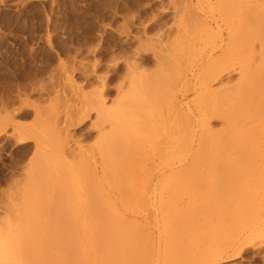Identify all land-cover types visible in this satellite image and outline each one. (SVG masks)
<instances>
[{"label": "rangeland", "instance_id": "1", "mask_svg": "<svg viewBox=\"0 0 264 264\" xmlns=\"http://www.w3.org/2000/svg\"><path fill=\"white\" fill-rule=\"evenodd\" d=\"M187 4H188V2H186V0H179V1L178 0H0V197H1L0 198V264H114V263L115 264H124V263H126V261H124V260H126L125 255L127 254L126 253L127 251L125 250V253H126L125 254L123 252L124 250L122 251V248L124 249L126 247V245H128L127 248H130L131 244L129 243L130 244V246H129V244H127V243L130 241L132 243V240L133 241L135 240V242H133V246L131 249L133 252H131L130 249H128V252L131 253L133 256H134V253L137 252L135 254L137 256L136 259L137 260L139 258L142 259L141 261H139V263L136 261L137 263H135V264H140V262H141V264H144V263L145 264H161V263L162 264H168V263L169 264H180L181 262H182V264H196L198 261L199 262L197 264H206V261L204 263L203 257L205 259L206 256H204V255H206L205 253H207V249H209L208 248L209 247V245H208L209 244V240H208L209 239L208 238L209 230L207 229L209 227V225L207 223H209V222H207L208 219H206L208 217V213H207L208 209L206 210V208H204L205 206L208 208V206L204 202H206L208 194L209 193L211 194V191L214 192V190L215 189L218 190V188L220 190V189L224 188L225 185H227V183H229L228 185L230 186L231 181L229 182L226 179V176H224L222 179L223 180L226 179V181L220 180L221 182H223V183H221L222 185H220V181L218 179H216V178L213 179L212 177H208L206 173H203L205 169H202L203 172H201V174L199 173L198 176H197V174L201 169L199 171L196 170L194 172L190 171V170L188 172L187 169L185 172L184 170L183 171L179 170L178 167H175L174 170L168 169V170H166L162 173H159L157 175L158 179L159 178L160 179H159V181H156V185H158V186L155 185V191L150 189V188H152V186H150V188H148L146 190V188L149 187L148 185H153V183L150 181V178H149V176L151 174L146 173V172H145L146 175H144L145 174L144 172L139 174L138 173L139 170H138L136 172V175L138 173L139 177L136 178L134 176L136 170H133L134 173L131 172L132 170L131 171L128 170V173H126V174L128 175L130 173L129 178L131 180L130 181L131 184H129V182L126 183L125 181H124V183H126V185L127 184L131 185L130 188H133V191L129 190V191H127V193L131 191L130 193L133 195H131L130 193H128V194L126 193L128 195V198L126 197L127 200L125 199L126 201H123L122 204L110 205V203L109 204L108 203H106V204L102 203V204H97V205L92 204L93 206H91L90 204H86L84 202H82V203L78 202L77 203V202L73 201L74 202L73 203L70 201L68 203V201H66L67 204L64 202L63 204L62 203L61 204L60 203H57V204L54 203V205H53V203L50 204L49 202H40V201H36L34 199H33V202L32 201L26 202L27 200L22 202L23 200L19 201V199H17V198H16L17 200H15L16 203L13 202L14 201L13 196H16L18 194H19L18 197L19 196L24 197V194H26L27 198L30 195L32 198L34 196H35L34 198H37L36 197L37 193H39L38 195L41 196L44 193H48V192L50 193L51 191H54L53 189L58 187V186H56V184L57 185L60 184L59 185L60 187L62 185H64V183L57 182L58 179L60 178V174H59L60 168L56 163L55 164H53V163L48 164L49 166H47V167L50 169V171L48 168H46L45 172L41 173V174L40 173L38 174L34 171L35 170L34 167H36L39 164L36 162H40V160H39V156H36L35 154H33L34 148L32 149V147H34L33 146V144H34V139H33L34 135L33 134L35 131H36L35 134H37V135H39L37 132H41L40 133L41 137H43L45 135L43 137L45 144L43 141V143H42L43 145H41L40 148L38 149L40 151V153H41L42 149H43V151H45V149L48 150L49 146L50 147H51V145L55 146V144H54V143H56V142H54L55 139L52 138V137H54L53 136L54 134L50 135L49 132L51 133L52 131L50 130V128L46 129V127L48 126V124H51L53 122L51 120H54V118L56 116H58V117L63 116L62 118H64L65 117L64 115L68 114L71 110V109H68L70 107L69 105H71L70 108L74 107L76 109L81 110L80 113H83L82 111L85 110V109L83 110L84 106H87L86 110L89 106L90 110L89 109L88 110L90 112H89L88 117L86 116V118H83V120L79 118L80 119L79 122L76 123L75 125H71V127L69 129H71L70 132H72V130H73L75 138L79 139V142L81 144H85V145L90 146V147H92V145L95 144L96 141H94V140H97V137H96L97 128H95V126L97 125V123L93 124L94 122H90V121H95V118H94L95 114H93L95 112H93V110H91V105L92 104L94 105V103L97 102V100L95 98L97 96V95L95 96V94H96L95 91L101 89V88H99V86L101 83L100 81L103 80L102 77H105L103 82H105V84H106V88L102 90V91H104L103 96H106L105 98L102 96V98H104L107 102L105 105L109 106V104H110V105H114V106L117 105L118 106L119 104L121 105V103H124V102H121V103L119 102L116 104L117 100L119 101L117 95L120 96V94L124 93V92H122V90L125 91L126 87L130 86L129 85L130 83H128L129 86H124V84H125L124 81L126 82L125 85H127V82H130L129 76H126L127 72H125V71L128 70V67H127V65L129 66L128 63L133 62V60H134L133 57H135V60H136V62H133V63L140 65V66L136 65L137 70L139 71L142 69L143 72L145 71V73H147L148 71L151 72L152 70H154V68H155V71H157V68H156L157 65H155V63H156V59H158V55L156 54V56H157V58H156L153 55L154 52L160 53V55L165 56V58H168L171 56L170 58H168V59H170V62L172 63L175 60L176 62H175V64L173 63V65H176L178 63L174 67L181 66V67H179V69H181V68L185 69L186 67H187V69H191L190 68V67H192L191 64L194 63V61H195L194 59H195V57L197 58L198 55L195 51H191L189 49H188L189 51L193 52V55L191 54L192 57L188 55L191 52L189 53V51L187 50L188 47H186L187 46L186 41L189 38L194 36V34H193L194 31L196 32V33L195 32L194 33H195V35L197 34L198 39H201L206 35L208 36L209 34L205 35L204 32H203L204 36H203L202 32L200 33V30L202 28L201 24H203V22L201 21V18H202V20L205 19L206 16H208L209 18H212L213 15H218L217 13L218 12L220 13V11L222 9L220 8L221 6H219V3L217 4L215 2V0H213V1L212 0H206V1L205 0H193V2L191 4H188V6L192 5L191 8H193L192 14L189 15L190 13L184 12L187 9H189V7L186 6ZM217 6L219 7L220 11H218ZM180 10H182V13L180 12ZM189 11H190V9H189ZM175 12L176 13L180 12L181 13V14H179L180 16L179 15L177 16V14H175ZM193 13H194V15H193ZM186 14H188L189 16ZM174 15H176V17ZM195 16L196 17L198 16V17L194 18ZM178 17H181V18L179 19ZM198 18L200 20L197 21ZM209 18H206V19H209ZM178 19H179V21H178ZM194 19H196V21ZM198 22H199V24H198ZM199 26H200V29H199ZM162 27H164V28H162ZM197 30L199 31L198 33H197ZM170 31H172V32H170ZM174 31H175V33H174ZM188 32H189V34H193L192 36L190 35L189 38L187 37L189 35ZM199 34H200V36H199ZM169 35L172 38H170ZM185 37H187V38H185ZM212 37H214V36L212 35ZM204 38L207 39V37H204ZM209 38L207 40H205L207 42V45L210 44L209 42H211V40L213 41V39H211V38L209 39ZM135 39H137L140 42L135 41ZM175 39L177 41L175 42V44H173ZM185 39H186V41H185ZM263 39H264V37H263ZM141 41H142V43H141ZM143 41H144V43H143ZM167 41H168V43H167ZM170 41H172V42H170ZM200 41H198V44L196 43V45L199 46V44L202 43L201 47L207 46V45H203V42H205V41H203V40H202L203 42L202 41L200 42ZM176 43L179 45H177ZM168 44H169V46H172L174 48L169 47ZM160 47H161V49H160ZM176 47L177 48L182 47L183 50H182V48H181V50L178 49V53L176 52V54H175V51H177ZM263 48H264V45H263ZM247 49H249V48H247ZM192 50H194V49H192ZM256 50H257L256 52H258V47ZM134 51H135V54H134ZM130 52H131V54H130ZM132 55H133V57H132L133 60L131 59L132 61L129 62ZM178 55L180 56L179 57L180 59L177 57ZM256 55H259V56H256L257 60L255 63H257L260 60L259 63H263L261 65L264 68V62L261 61L262 58H263L262 60L264 61V55L261 54L262 58H261L259 53ZM193 56H195V57L193 58ZM174 57H176L177 59H175ZM171 59H172V61H171ZM190 59H192L193 62H191ZM178 60H180V61L178 62ZM157 63H158V61H157ZM218 63H221V62L218 61ZM218 63H216V65H218ZM184 64H186L185 67H184ZM261 65L258 67L260 70L262 68ZM125 67H127V68H125ZM138 67H140V68H138ZM146 67H147V69H146ZM258 68H257V74L260 73V70ZM177 69H178V67H177ZM177 69L175 68L174 70H177ZM231 70H233V69H231ZM231 70L227 71V72H229V74L227 72L223 71V73H221V75L218 78L212 80L209 83L210 88L211 87H213L214 89L216 88L217 90H220L222 93L219 91L220 93L218 92L217 94H214V97L213 96H212V98L208 97L209 102L208 101L205 102V100L207 99L206 97H205L206 99H202V101H201V98H199V100H197L198 103L201 101V103L204 104V102H205L204 105L207 106V107H205L206 109L211 107V108H209V109H211L210 111H209V109L207 110L208 112L216 110L215 111L216 114H214L213 118L210 119L209 125H208L209 127L211 125L213 127V128L211 127L212 128V132H211L212 134L210 132H208V136L206 135L207 133L205 134V136L209 137V139L211 138L210 139L211 141H209L207 143L205 142L206 149H205V147H204L205 150L202 148L203 149L202 153H205V152L207 153V151H209V150L211 152L216 153L217 151L215 149L221 150V152L224 151V153H225L227 150V149L225 150V148H228V146H229V148L234 149V150L229 149L228 151L237 152V153H238V151H245L247 148H246V146H243V145H247V144L246 143H244V144L240 143L241 140H243V138L245 139L244 142L247 140H248L247 143L249 142L247 147L249 146V144H251L250 147L253 146V148L255 149V147H257V146H254L256 142H257L256 145H258V146L260 145V142H262L264 145V137H263L264 136V134H263L264 133V120L259 121V123H257L258 121L254 122V123L252 121H245L244 120L245 123L242 121V116L244 117L246 111L244 112V110H243L244 108H240L239 105H237L239 103H237L236 99H234V96L240 91V88H239L240 85L239 84L237 85L239 89L235 85V83H236L235 80H236V78L240 77V75L238 73L235 75L236 71H234L232 73ZM96 72H97V74H96ZM141 72H140V75L143 76L144 73H141ZM261 72H262L261 76L263 77L264 76V70L262 69ZM255 73H256V71H255ZM123 74H125V75H123ZM98 75H99V77H97ZM120 75H121L122 79H121ZM252 75H253V73H252ZM83 76H85V78ZM138 76H139V74H138ZM201 76H204V75H200L199 78ZM127 77H128L127 80H129V81L126 80ZM262 77H260V78L263 79ZM100 78H102V79H100ZM227 78L229 80H226ZM230 80H232L235 83H233L232 81L228 82ZM119 81H121V82H119ZM175 82H177V81H175ZM227 83H229V84L231 83L233 86V90L235 89L236 91L235 90H234L235 92L232 90L230 91V89H232V88H229V89H226V91H225L226 93L224 94L223 89L222 90L218 89V88H221L222 85L227 84ZM173 84H174V87L176 86V90H174V88L172 90L175 91L177 94H179L177 99L180 98L179 99L180 101H183V99H186V100L190 99L191 100L192 98L193 99L195 98V94H194L195 91L194 90H190V91L186 92L185 96H182V95H180L181 92H179V90H178L179 85H177V83H174V82H173ZM119 85H120L121 89H120ZM122 86H124V87H122ZM118 87H119V89H118ZM123 88H125V89H123ZM227 92L228 93L233 92L232 94L230 93L232 96H230V94H228L229 96L226 95ZM239 93L237 95H239ZM241 94H242V92H241ZM226 96H227V98H225ZM236 96H235V98H236ZM51 97H53V99ZM123 97H124V95H123ZM123 97L122 96L119 97V98H121L120 99L121 101H122ZM202 98H204V97H202ZM230 98H231V101H229ZM47 99H49V100H47ZM94 99L96 100V102H94ZM105 100H104V102H105ZM111 100H113V101L116 100V101L113 102ZM124 100H125V98H124ZM224 100L225 101L228 100V104H226L224 102ZM216 104H217V107H216ZM218 104L220 105L221 108L219 107ZM36 105H37V107L39 106L40 109L37 108ZM123 105H125V104H123ZM224 106H226V108H223ZM251 106H252V104L250 106L248 104L247 106H242V107H245L246 108L245 110L249 111L248 112V114H249L251 109L253 110V108H251ZM34 107H36L37 109ZM55 107H56V109H55ZM78 107H80L82 109H80ZM227 107L229 109L231 108L230 110L232 112L230 110H229V112L226 111L229 113V116L228 115H227L228 117L225 116V118H228L227 120L226 119L225 120L226 121L229 120V121H228V123L225 122V124H224L223 119L219 118V116L217 117L216 115L219 114L217 111L221 110L222 108L224 110L225 109L227 110ZM252 107H254V106H252ZM43 108H44V110H43ZM213 108H214V110H213ZM218 108H220V109L218 110ZM45 109L47 112L45 111ZM47 109L48 110L50 109L52 113L50 114L49 113L50 110L48 111ZM62 109L64 111H62ZM241 109H242V112L244 115H242L241 112L238 113ZM262 109H264V108L262 107ZM37 110L39 111V113ZM79 110H75V109L72 110L71 112H72L73 116L74 115L76 116V114H74V113L78 114ZM66 111H67V113L64 114ZM221 111H220V113H223V110H221ZM32 112L33 113L35 112V113L32 114ZM45 112L47 113V115ZM262 112H260V114ZM193 113H194L193 117L192 116H190V117L192 120L195 116V118L192 121L196 123V121H197L196 111ZM213 113L214 112H212V114ZM41 114H43L44 116ZM54 114H56L55 117H54ZM34 115H36V117ZM50 115L52 116V118H50V120H49ZM225 115H226V113H225ZM240 115H242V116H240ZM11 116H12V118H10ZM39 116H41V117H39ZM46 116H48V117H46ZM262 116H264V113ZM8 118H9V120H8ZM46 118H48V119H46ZM35 119H36V121H35ZM178 119L180 122H182V121L184 122V120H185L184 119L181 121L182 118H178ZM219 119H222V121ZM74 120H75V118H74ZM74 120H73V122H74ZM77 120H78V118H77ZM77 120H76V122H77ZM240 121H242L241 124H243V126L240 124ZM30 122H32V123H30ZM39 122L42 123L43 126ZM47 122H49V123H47ZM250 122L254 124L253 125L254 127L250 126L249 130L250 129L251 130L249 131L248 128H246V126H249ZM35 123H39V124H35ZM90 124H92V125H90ZM250 125H252V124H250ZM12 126L17 127V128L13 129ZM28 126L31 129L28 128ZM40 126H42V127L40 128ZM221 127H222V129H221ZM240 127H242V128L240 129ZM243 127H244V130L246 129L245 133L243 131ZM195 128H198V126L195 125L194 129ZM258 128L260 129L259 132L256 131ZM39 129L40 130L43 129V130L40 131ZM223 129H225L224 132H222ZM254 129H255V131H254ZM208 130H210V129H208ZM241 130H242V132H241ZM261 130H263V131H261ZM43 131L44 132L46 131L47 134H45ZM219 132L221 133V135ZM237 132H238V134H237ZM213 133H215L216 135H214ZM255 133H257L259 136L256 135ZM80 134H81V136H80ZM240 134L242 137L238 136ZM245 134H246V138H245ZM15 135L18 138H16ZM20 135H22V137H20ZM93 135H94V137H93ZM187 135H188V133L183 135V136H187ZM212 135H213V138H212ZM252 135H254V136H252ZM49 136H51L50 139H49ZM110 136L108 137L109 139H110ZM155 136H157V135H155ZM181 136H182V133H181ZM222 136L224 138H226V140L228 137V140H230V141L227 140L228 142L226 141L227 143H225L224 142L225 140L223 139ZM47 138H48V140H45ZM105 138L107 139V136L103 137L102 139L104 140ZM217 138L219 140H221V139L223 140V141H219L220 145L218 147H220V146L223 147V146H225L224 144H227L225 148H221V147H220V149H218V147L216 148L217 145L215 142L217 141L216 140ZM235 138H236V140H235ZM52 139H53V141H52ZM183 139H184V137H183ZM254 139H256V142ZM156 140L157 139L155 138L154 142H156ZM208 140H206V141H208ZM233 140H235V141H233ZM238 140H239V143L241 144V145L238 144L239 147L243 146V147H245L244 148L245 150L243 149V147L242 148L240 147L241 149L238 150L239 149L238 146L235 145V143ZM104 141H107V140H104ZM183 141H184V144H186V141L185 140H183ZM183 141L181 140L179 143L183 144ZM212 141H215L214 142L215 144L211 143ZM72 142L73 141L71 140L70 143L73 146L74 144ZM89 142H91V143H89ZM157 143H159V142H157ZM160 143H162V142L160 141ZM160 143L157 145L155 144V146L154 145L152 146V144H151V146H149V147L152 148V149L150 148L151 150L155 151L156 147L158 145H160ZM179 143H177V144L175 143V145H177L176 147L178 149H175V151L173 153H170V155L172 157L168 154L167 158H166V156L159 158V159H162L161 160L162 163H166V164L168 163L169 164L170 162L177 160V158L181 154V151H183L184 147H186V145H184V144L179 145V147H178ZM208 143H209V146H208ZM210 143L213 144L214 146L212 145L213 147H211ZM230 143H232V144H230ZM233 143L236 147H234ZM262 143H261V145H262ZM203 145H202V147H203ZM147 146H146L145 152L150 153V151H149L150 149L147 151ZM209 147H211V148L208 149ZM214 147H215V149H214ZM27 148H29V149H27ZM92 148L94 149V146ZM212 148L214 150H212ZM236 148H237V150H236ZM26 150H27V152H25ZM253 151L254 150L252 149V147L250 148L249 152L246 150V152H248L249 154ZM40 153H38V154H40ZM241 153H243V152H241ZM150 155L151 154H149V156ZM173 155H176V156H173ZM19 156L20 157L23 156V157L20 158ZM35 157H36V159H35ZM50 157H52V155ZM50 157L48 156V158H50ZM18 158L20 159L21 162L19 161ZM85 159H87V160H85ZM91 159L93 161L92 156L90 158L89 155L86 158H82V157L79 158L80 161L78 160L76 163H74L76 165H74L72 167V170L69 169L70 171H68V173H70L72 171L70 174H74V173L77 174L78 172L80 174H82L86 170L88 172V169L90 171V168L93 169V164L92 165L90 164L92 162ZM159 159H157V161ZM146 161H150V160L147 159ZM159 163H160V160H159ZM175 163H177V162H175ZM85 165H87V166H85ZM82 166H85L86 168L89 167V168L86 169L84 167L85 170H83ZM90 166H92V167H90ZM112 168L116 169L115 167H112ZM112 168L109 167V169H111V170L108 169V172L112 171L113 170ZM177 169H178V171H177ZM22 172H24V173H22ZM34 172H35V174H34ZM114 172L112 174L111 173L109 174L106 171L105 172L106 175H104L105 178L106 179H110V178L114 179L116 177ZM118 172H120L121 176H122L123 170H122V172L120 170ZM195 172H197V173H195ZM131 173H133V175ZM126 174H125V176H126ZM190 174L194 175V177ZM202 174H203V176H202ZM35 175L38 179H36ZM107 175H110V176L112 175V177L109 178V176H107ZM113 175H115V177ZM236 175H238V174H236ZM118 176H119V180L123 181V178L125 176L123 175L124 177H121L122 179L120 178L119 173H118ZM140 176L141 177L143 176V177H142V179H139L140 180L139 181L138 178H141ZM204 176L206 178H203ZM145 177H147V178H145ZM198 177H199V179H197ZM228 177H230L229 179L232 180V176H230V174H229V176L227 174V178ZM238 177H240V176H238ZM105 178L101 179V181H102V182H100L101 184H105V182L107 181V180L106 181L104 180ZM129 178L128 179L126 178V179L129 180ZM148 178H149V180H148ZM236 178H234L232 180V182H234V184L238 183V181H239V180L237 181ZM195 179H196V181H195ZM203 179H206V180L209 179L210 181L207 180L206 182H203ZM30 180H32L31 181V182H33L32 184L28 183ZM146 180H147V182H146ZM214 180H215V182L218 180L219 183L216 182L217 183L216 184L215 182H213ZM108 181L111 182V179ZM144 181L146 183H149L148 181H150V183L146 184V183H144ZM198 181L201 182L200 183L201 186L198 185V188H197L195 186H197V184H199ZM208 181H209V183H207ZM235 181H237V182H235ZM210 182L211 183L213 182L212 185L214 188L212 187ZM83 183H84V185H86L85 181ZM87 183H89V182H87ZM96 183L98 185L100 184L98 182H96ZM106 183H108V182H106ZM260 183L263 184L264 182H262V180H261ZM144 184H146V188H145V186H143ZM228 185H227V187H228ZM231 185H233V183H231ZM18 186L20 187L21 191L19 190ZM135 186H137V187H135ZM138 186L139 187L141 186L144 191L142 189L140 191L141 187L139 188ZM206 186L207 187L210 186V187H212V189L209 190V189H207ZM216 186H218V187H216ZM259 186H260V184L258 185V188L260 189L259 194L256 195L255 198L258 197V199H262L264 197L261 198L262 195L260 196V193H262L261 190L262 189L264 190V188L262 185H261L262 188ZM52 187H54V188H52ZM127 188H128V186H127ZM135 188L140 193H142L139 198H141L143 196V194L146 193V194H144V197L147 195L146 197H148L149 201H147L148 199L146 197L145 198L147 200L145 199L146 200V202L144 201L145 204H143L144 202L142 201V200H144V199H142L144 197L141 198L142 200H139V201L136 200L135 201V197H137V199H139L138 194L140 195V193L136 192ZM137 188H139V189H137ZM160 188L162 190H160ZM194 188L196 189V191ZM25 189L27 192L25 191ZM34 189H35V191H34ZM156 189H158L157 190L158 192L156 191ZM191 189H192L193 193L194 192L197 193L196 196L194 194V197H193V193L191 192ZM199 189L202 190L203 194H202V192H200L201 190H199ZM14 190H15V192H14ZM16 190H19L20 192L16 191ZM148 190L151 191L150 194H147ZM171 190H172V193H171ZM216 190H215V192H217ZM23 191H25V192H23ZM30 191H31V194H30ZM153 191L155 193L154 195L152 194ZM4 192H5V194H4ZM16 192H17V194H16ZM206 192H208V193H206ZM21 193L23 195H20ZM28 193H29V195H28ZM73 193L74 192H72V194ZM156 193L157 194L159 193L158 196ZM190 193H192V194H190ZM198 193H199V195H198ZM129 195L131 196V198ZM134 195H136V196H134ZM151 195L154 198V200L152 199ZM191 196L195 199V202L198 203L199 205L194 202V199L191 198ZM31 197H29V199ZM167 197H169V198H167ZM199 197L201 199H199ZM11 198H13V201H11ZM255 198L253 197L254 200H252V202L256 203L255 204L256 207L254 206V204H252L253 206L251 205V203H252L251 201H249L250 205L249 204L248 205L250 207H253L256 209L257 204H258V207L260 208L259 210L261 211V209L264 208L263 207L264 201H263V203H261L262 201L258 200V201H260V203H257V201H255V200H257V198L256 199ZM151 199H152V202H151ZM170 199H171V201L172 200H175V201L171 202ZM188 199H191V200H188ZM204 199H205V201H203ZM196 200L197 201L199 200L200 202L199 201L197 202ZM262 200H264V199H262ZM191 201H192V203H191ZM189 203L191 206H189ZM185 204L186 205L188 204V205L186 206ZM88 205H90V206H88ZM182 206L183 207L185 206V207L182 208ZM94 207H96V208H94ZM147 207L150 209H148ZM158 207H160V208H158ZM168 207H170V209ZM171 207H173V209ZM174 207H176V208H174ZM179 207H181V208H179ZM187 208H188V210H187ZM198 208H200L199 209L200 211L198 210ZM255 209H254V211L256 212L257 209L256 210ZM182 210H183V212H182ZM185 210H187V211H185ZM248 210H249V208H248ZM167 211H168V213H167ZM176 211L179 213H177ZM249 211H251L252 214L248 213L250 216L249 217L247 216V217H248V219L250 218V220H251V216L255 215L256 213L253 212L251 209ZM139 213H141V214H139ZM196 213H198V215ZM147 214H150V215H147ZM200 214H202L203 217L205 214L206 215L203 218V217H201L202 215H200ZM187 215H188V218H187ZM189 215H191L194 219H192V218L190 219L191 216H189ZM142 216H144V217H142ZM147 216H148V218H147ZM166 216L168 218H166ZM184 216H186L185 219L187 218L186 220L189 224L187 222H185L186 220H184ZM194 216L195 217L198 216V217H196L198 219H196ZM131 217L133 218V220H134V218H135V220L137 219V221H136L137 224H136L135 220H134L135 223H133V220H131L132 219ZM201 218H202V220L204 219L203 222H202ZM128 219H129V221H128ZM148 219H149V221H148ZM130 220L132 221L131 223H129ZM190 220H191V222H190ZM193 220L197 221V222H194ZM241 220H242V223H241L242 225H243V223L244 224H248V223L251 224L250 222H248L250 220H245V217H244V219H241ZM252 220H253V218H252ZM252 220H251V222H252ZM165 221H167V222H165ZM244 221L248 222V223H245ZM127 222L129 223V225ZM146 222H147V224H146ZM142 224L143 225L145 224V225L143 226ZM238 224H239V222H238ZM132 225H134V226H132ZM179 225L181 226V228L179 227ZM66 227L71 228L69 230L70 233H68L69 231L67 229H66V231H68V232H66V231L64 232V229ZM75 227H76V229H75ZM146 227H148V228L146 229ZM162 227L164 230L162 229ZM176 227H177V229H176ZM92 228H93V230H92ZM156 228H157V230H156ZM135 229H137V230L133 232V230H135ZM173 229L175 230V232ZM199 229L200 230L202 229V230L199 231ZM146 230H147V232H146ZM131 231L133 233H135L136 235L135 234L132 235ZM151 231L153 234H151ZM171 231H173L174 233ZM192 232H193V234H192ZM127 234L128 235L131 234L130 237H128ZM147 235H149V236H147ZM171 235H172V237H171ZM196 235H197V237H196ZM131 236H133V239L131 238ZM145 236L147 237L146 239H145ZM175 236H177V237H175ZM200 237H202V238H200ZM125 238H127V239H125ZM128 238H129V241H128ZM174 238H175V240H174ZM206 238H208L207 239L208 241H206ZM147 239H149V240L147 241ZM178 239H180V241ZM150 240H151V242L149 243ZM188 240L190 242V245H188L189 242H186ZM166 241H168V242H166ZM168 243H170V244H168ZM196 243H197V245H196ZM147 245H149V246H147ZM163 245H164L165 250L163 249ZM181 245H182V247H181ZM187 245H188L187 248L184 247V249H182L183 246H187ZM198 245L199 246L201 245L202 247L201 246L199 247ZM150 246H152V247H150ZM177 246H179L178 247L179 250H178ZM134 247L136 248V250ZM140 247H142V248H140ZM189 247H190V250L189 251L187 250V252H190L189 253L190 255L186 252V249H188ZM139 248L141 251L140 250L138 251ZM145 248H147V249H145ZM194 248H196V250ZM174 249H176V250H174ZM197 249H198L200 254L195 253V252H198ZM142 250L144 251V253ZM149 250L152 251L151 255H149L150 254ZM164 252H165V254H163ZM192 252L194 254H196L197 257H196V255H195V257L192 256V254H191ZM202 252H203V254H202ZM185 253H187V254H185ZM171 254H172V256H171ZM176 254H181V255L183 254V255L182 256L179 255V257H178ZM143 255L146 257L147 256H149V257L146 258ZM185 255H186V257H185ZM198 255H200V256H198ZM163 256H165V257H163ZM155 257H157V258H155ZM241 257H243V258H241ZM241 257H237L238 259L234 258V259L228 260L229 262L226 261V262L221 263V264H264V259L253 260L251 258L246 257L245 255H243ZM117 258H118V260H117ZM173 258L175 260H173ZM180 258H181V260H184V261H179ZM186 258H187V262H186ZM164 259H165V261H164ZM116 261L118 263H116ZM162 261H164V262H162Z\"/></svg>", "mask_w": 264, "mask_h": 264}, {"label": "bare ground", "instance_id": "2", "mask_svg": "<svg viewBox=\"0 0 264 264\" xmlns=\"http://www.w3.org/2000/svg\"><path fill=\"white\" fill-rule=\"evenodd\" d=\"M179 1V0H178ZM206 1V0H205ZM213 1V0H212ZM186 2H188V4H191L193 2V0H186ZM215 2L218 4L219 3V6H221L220 8L222 9L220 11L219 7H218V11H220V13L218 12L217 14L218 15H213L212 18H209L208 16H206V18H209V19H203L201 18V21L203 22V24H201L202 28L200 30V33L204 32V34H209L208 36H203L204 37H207V39L210 37L211 39H213V41L211 40V42H209L210 44L207 45V42L203 36V38L201 39H198L197 37V34L195 35V33L193 32L194 36L189 38V36L193 35V34H189L188 32V40L186 41L187 43V50H191V51H195L197 53V58L195 56H193V58L195 57V61L193 64H191L192 67H190L191 69H187V67L185 69L181 68L179 69V67L181 66H177V67H174L176 65H173V63L175 64V60L171 63L170 62V57L168 58H165V56H162L160 55V53H153V55L157 58L156 54L158 55V59H156V63L158 61V63L155 65H157V71H155V68L154 70H152L151 72L148 71L147 73H145V71L143 72V70H137L136 68V65L138 64H135L133 62H136L135 60V57H133V55L131 56L130 61L133 60V62L131 63H128L129 66L127 65L128 67V70L125 71L127 72V75L126 76H129V80L130 82H127V85L126 82L124 81V86H129V87H126L123 88L125 89L122 90V94H120V96L124 97L122 98V101L120 100L121 98H119L120 96L117 95L119 101L117 100L116 104L117 103H121V102H124V103H121V105L119 104L118 106H114V105H110L107 106L105 105L107 102L106 100L104 99L106 96H103L104 95V91H102L103 89L106 88V84L104 81L105 77H102L103 80H101L100 82V86L99 88H101L100 90H97L95 91V98L97 100L94 99V105L92 104L91 105V110H93V114H95V121H90V122H94L93 124H96L97 125L95 126V128H97V133H96V137H97V140H94L96 141L95 144H91L92 147L94 146V149L90 146H87L85 144H81L79 142V139L75 138L74 136V133H73V130L72 132H70L71 129H69L71 127V125H75L76 123L79 122L80 119L83 120V118H86V116L88 117L89 115V106L86 110V107L87 106H84L83 110L82 111L83 113H80L81 110L79 109H76L74 108L75 110H79L78 111V114L77 113H74L76 114V116L72 114V110H74L73 108H70L71 105H69L67 108L68 109H71L70 112L68 114L67 111L64 113L66 115H64L65 117L62 118L63 116H56V114H54V120H51L53 121L51 124H48V126L46 127V129L50 128V130L52 131L51 133L49 132V134L53 135L54 137H52L53 139H55L54 143L55 146L51 145V147L49 146L48 147V150L45 149V151H43V149L41 150V153L40 151L38 150L40 148L41 145H43V137H41V132H37L39 135L35 134L34 132V144L32 147V149L34 148V153L36 156H39V160L40 162H36V163H39L35 168V172L36 173H44L46 168H48L47 166H49L48 164L50 163H53V164H57L60 168V178L58 179L57 182H61V183H64V185H62L61 187L59 185L56 184V187L55 189H53L54 191H51L50 193H44L42 194L41 196L38 195L39 193L36 194V197L37 198H32L31 195L29 197H31L29 199V197L27 198V195L24 194V197L23 196H19L16 195V196H13L14 197V201H13V198H11V201L15 202V200L19 199V201L23 200L22 202H24L25 200H27L26 202H33V199L36 200V201H40V202H49L50 204L53 203H66V201H68V203L71 201H75V202H79V203H86V204H90L91 206L93 205H97V204H106V203H110V205H114V204H122L123 201H126V197L128 198V192L129 190H132L133 191V188H130L131 185V180H130V176L129 174L127 175L126 173H128V170L133 172V170H136L135 171V177H139L138 173L141 174L142 172H146V173H149L151 174L149 176L150 178V181L153 183V185H148L149 187L146 188V184H149L150 181H148L149 183H146L144 181V184L143 186H145L146 190L148 188H150V186H152V188H150L151 190H154L155 191V185H156V181H159L158 179V174L159 173H162L168 169H171V170H174L175 167H178L179 170H184L186 172V169L190 171H196V170H200L197 174V176L199 175V173L201 174L202 169H205L203 173H206L208 177H212L213 179L216 178L218 179L219 181L223 180L222 178L224 176H226V179L231 183H233V185H231L230 183V186L228 185L229 183H227V185H225L224 188L220 189L218 188V190H216L217 192H214L211 191V194L209 195L208 194V197L206 199V203L208 208L205 206L204 208H206V210L208 211V217L206 219H208L207 223L209 225V227L207 228L209 230V236L208 238H206V241L209 240V249H207V253H205L206 256L205 259L203 257V260H204V263L206 261V264H221V263H224L228 260H231V259H234V258H237V257H241L243 255H245L246 257L248 258H251L253 260H262L264 259V208L261 209V211L259 210L260 208L258 207V204H257V211L255 212L253 207H250L249 205V201L252 202L253 197L255 198L256 195L259 194V188H258V185L260 184L259 187L264 188V183L261 184V180L262 182H264V145L262 142H260V145H256V139L255 140V145L254 146H257L255 147V149L252 147V149L254 150L253 152H251L250 154L248 153L250 151V145L247 147L248 143L247 141L244 142V138L243 140H241L240 143H246L247 145H243V146H246V150L248 152H246V150L244 149L245 147L243 146H240L241 148L243 147V149L245 151H238L237 152H232V151H228L229 149V146L228 148H225L227 144H223L225 146L221 147V148H225L226 152L224 153L221 152V150H217L214 149L218 152L214 153V152H211L210 150L207 151V153H202L204 147L206 149V146H205V142H209L211 141L209 139L208 136V132H212V125L209 127V121L211 118H213V115L216 114L215 111H211V112H208L207 110L211 107H209L208 109H206L204 104L205 102H207L209 100V98H212V96L214 97V94H217L220 90H217L216 88L214 89L213 87L210 88V82L216 78H218L221 73L224 72H227L228 70L232 71V73L234 71L235 72V75L238 73L240 75V77L236 78L235 82H233L232 80L228 81V82H233L235 83V85L237 86L238 84L240 85L239 88H240V91L241 92L239 93V95H236V98L234 96V99H236V102L239 103L237 105H239L240 108H244V112L246 111L245 115L243 114L242 112V109L238 112V113H242V115H244V117L242 115V121L244 122L245 121H252L253 123L254 122H257L259 123V121H263L264 120V116L263 113H264V109H262V107L264 108V76L262 77V72L261 70L263 68V66L261 64L263 63H259V61L257 63L256 60V56H259V55H256V54H261L264 55V48H263V37H264V0H215ZM179 3V2H178ZM188 4L186 5L187 7H189V9H185L186 11H184L185 13H190L189 15L192 14V9L191 6L192 5H189ZM215 4V3H214ZM176 5V4H175ZM178 5V4H177ZM195 5V4H194ZM185 6V5H184ZM185 6V7H186ZM216 6V5H215ZM216 7V8H217ZM181 8V7H180ZM177 12V11H176ZM177 16L179 14L182 13V10H180V12L176 13ZM216 12V11H215ZM196 14V13H195ZM213 14V13H212ZM211 14V15H212ZM185 15V14H184ZM188 15V14H186ZM188 15V16H189ZM194 15V13H193ZM197 15V14H196ZM176 17V15H174ZM180 16V15H179ZM182 17V16H181ZM181 17H178L179 19ZM185 17V16H184ZM198 17V16H197ZM196 16L194 18H197ZM173 18V17H172ZM191 18V17H190ZM178 19V21H179ZM189 19V18H188ZM193 19V18H192ZM174 20V19H173ZM196 21V19H194ZM200 20L199 18L197 19V21ZM194 21V22H195ZM181 22V21H180ZM165 23V22H164ZM167 23V22H166ZM199 24V22H198ZM129 28V27H128ZM164 28V27H162ZM170 28V27H169ZM199 29H200V26H199ZM198 29V30H199ZM167 30V29H166ZM165 30V31H166ZM191 30V29H190ZM197 30V33L199 32ZM130 31V30H129ZM176 31V30H175ZM174 31V33H175ZM127 32V31H126ZM172 32V31H170ZM132 33V32H131ZM179 33V32H178ZM134 34V33H133ZM173 34V33H172ZM171 34V35H172ZM211 34V35H210ZM135 35V34H134ZM133 35V36H134ZM212 35L214 37H212ZM160 36V35H159ZM170 36V35H169ZM175 36V35H174ZM196 36V37H195ZM200 36V34H199ZM185 37V38H187ZM195 37V38H194ZM170 38H172L170 36ZM198 40H197V39ZM209 38V39H210ZM167 39V38H166ZM174 39V38H173ZM171 40V39H170ZM180 40V39H179ZM205 41L203 42V45H207V46H202V43L198 45H196V43L198 44V41ZM135 41H138L137 39H135ZM173 41V40H172ZM170 41V42H172ZM177 40L175 39L174 43L176 42ZM200 41V42H201ZM140 42V41H138ZM180 42V41H179ZM199 42V43H200ZM142 43V41H141ZM144 43V41H143ZM168 43V41H167ZM205 43V44H204ZM140 44V43H139ZM138 44V45H139ZM171 44V43H170ZM177 44V43H176ZM181 44V43H180ZM263 44V45H262ZM143 45V44H142ZM179 45V44H177ZM135 46V45H134ZM169 46V44H168ZM176 46V45H175ZM182 46V45H181ZM198 46V47H197ZM169 47H172V46H169ZM178 47V46H177ZM176 47V50L175 51V54L176 52L178 53V49L181 50V48H177ZM257 47H258V52H256L257 50ZM134 48V47H133ZM174 48V47H172ZM171 48V49H172ZM249 48V49H247ZM135 49V48H134ZM161 49V47H160ZM159 49V50H160ZM164 49V48H163ZM169 49V48H168ZM194 49V50H192ZM175 50V49H174ZM179 50V51H180ZM183 50V48H182ZM188 50V51H189ZM136 51V50H135ZM135 51H134V54H135ZM189 51V53L191 52ZM153 52V51H152ZM159 52V51H158ZM165 52V51H164ZM169 52V51H168ZM194 52V53H195ZM129 54V53H128ZM131 54V52H130ZM137 54V53H136ZM166 54V53H165ZM174 54V55H175ZM193 55V52H191L190 54H188L189 56L192 57ZM168 55V54H167ZM166 55V56H167ZM183 55V54H182ZM152 56V55H151ZM153 56V57H154ZM161 56V57H160ZM176 56V55H175ZM133 57V58H132ZM178 58L180 57L179 55L177 56ZM187 57V56H186ZM126 58V57H125ZM129 58V57H128ZM175 59H177L176 57H174ZM192 58V59H193ZM259 58V57H258ZM262 58V56H261ZM132 59V60H131ZM153 59V58H152ZM180 59V58H179ZM191 60V62H193ZM263 59V58H262ZM261 59L262 62H264L263 60ZM172 61V59H171ZM180 60H178L179 62ZM218 61H220L221 63H218ZM155 62V61H154ZM216 63H218V65H216ZM180 64V63H179ZM183 64V63H182ZM186 64H184V67H185ZM220 65V66H219ZM262 66L261 70L258 68L259 66ZM140 66V65H138ZM183 66V65H182ZM125 67V68H127ZM143 67V66H142ZM154 67V66H153ZM152 67V68H153ZM189 67V66H188ZM88 68V67H87ZM124 68V69H125ZM140 68V67H138ZM150 68V67H149ZM177 69V70H174V69ZM257 68L260 70V73L257 74ZM147 69V67H146ZM258 70V71H259ZM124 71V70H123ZM142 71V72H141ZM154 71V72H153ZM256 71V73H255ZM140 72L141 73H144L143 76L140 75ZM253 75H252V73ZM95 73V72H94ZM229 74V72H227ZM251 73V74H250ZM97 74V72H96ZM126 74V73H125ZM123 74V75H125ZM139 74V76H138ZM227 74V75H228ZM122 75V76H123ZM200 75H204V76H201L199 78ZM224 75V74H223ZM85 78V76H83ZM99 77V75L97 76ZM121 77V75H120ZM124 77V76H123ZM222 77V76H221ZM231 77V76H230ZM260 77H262L263 79H261ZM100 78V79H102ZM229 78V77H228ZM226 79V80H229V79ZM97 79V78H96ZM122 79V77H121ZM120 79V80H121ZM128 79V77L126 78V80ZM225 79V78H224ZM231 79V78H230ZM127 80V81H129ZM177 81V82H175ZM218 81V80H217ZM224 81V80H223ZM91 82V81H90ZM121 82V81H119ZM174 83H177V85H179V92H181L180 95L182 96H185L186 92L190 91V90H194L195 91V98L193 99H183V101H180L178 98V95L175 91H173L172 89L174 88V90H176V86L174 87ZM128 83H130L128 85ZM220 83V82H219ZM226 83V82H225ZM105 84V85H104ZM122 84V83H121ZM176 85V84H175ZM109 86V85H108ZM107 86V87H108ZM122 86V87H124ZM232 84L230 83H227V84H224L221 86V88H218V89H223V92L224 94L226 93V89H229V88H232L230 89V91H234L233 90V86ZM120 87V85H119ZM118 87V89H119ZM178 87V86H177ZM98 88V89H99ZM129 88V89H128ZM238 88V86H237ZM238 88V89H239ZM109 89V88H108ZM121 89V87H120ZM96 90V89H95ZM127 90V91H126ZM121 91V90H120ZM236 91V90H235ZM234 91V92H235ZM221 92V91H220ZM219 92V93H220ZM222 93V92H221ZM231 94L233 92H230ZM227 92L226 95L230 94ZM106 94V93H105ZM230 94V96H232ZM241 94V95H240ZM102 96L104 98H102ZM116 96V95H115ZM229 96V95H228ZM204 97V98H202ZM207 99H206V98ZM209 97V98H208ZM53 99V97H51ZM125 98V100H124ZM184 98V97H183ZM199 98H201V101L202 99H206L204 104L201 103V101L198 103L197 100H199ZM227 98V96L225 97ZM229 98V97H228ZM107 99V98H106ZM116 99V98H115ZM233 99V98H232ZM238 99V100H237ZM49 100V99H47ZM105 100V102H104ZM113 101V100H111ZM116 100H114L113 102H115ZM231 101V98L230 100ZM209 102V101H208ZM224 102L226 104H228V100H224ZM112 103V102H111ZM114 104V103H113ZM125 104V105H123ZM194 104V105H193ZM221 104V103H220ZM225 104V105H226ZM249 104V106L252 104V107L253 110L251 109L250 113L248 114L249 111L245 110L246 108L245 107H242V106H247ZM219 105V104H218ZM241 105V106H240ZM194 106V107H193ZM257 106V107H256ZM37 107V105H36ZM34 107V108H36ZM44 107V106H43ZM83 107V106H82ZM115 107V108H114ZM213 107V106H212ZM215 107V106H214ZM216 107H217V104H216ZM220 107V105H219ZM230 107V106H229ZM27 108V107H26ZM33 108V109H34ZM39 108V106L37 107ZM36 108V109H37ZM60 108V107H59ZM80 108V107H78ZM221 108V107H220ZM218 108V110L220 109ZM223 108H226V106H224ZM221 109L223 110V113H220L221 110L217 111L219 114H217L216 116L219 118H222L223 119V122L225 124V122L228 123V121H226L228 118H225L229 116V109L227 107V110L225 109ZM35 109V110H36ZM40 109V108H39ZM53 109V108H52ZM56 109V107H55ZM65 109V108H64ZM82 109V108H80ZM89 109V110H88ZM233 109V108H232ZM44 110V108H43ZM48 110V109H47ZM50 110V109H49ZM48 110V111H49ZM61 110V109H60ZM59 110V111H60ZM211 109H209L210 111ZM214 110V108H213ZM260 110V111H259ZM38 111V110H37ZM46 111V109H45ZM62 111H64L62 109ZM196 111V123L193 122L191 120V117H193L194 113ZM228 111V112H226ZM231 111V110H230ZM263 111V112H262ZM36 112V111H35ZM34 112V113H35ZM42 112V111H41ZM47 112V111H46ZM45 112V113H46ZM58 112V111H57ZM212 112H214L212 114ZM222 112V111H221ZM226 115H225V113ZM232 112V111H231ZM252 112V113H251ZM260 112H262L260 114ZM32 112V114H34ZM39 113V111H38ZM49 113L51 114V110L49 111ZM48 113V114H49ZM61 113V112H60ZM148 113V114H147ZM236 113V112H235ZM22 114V113H21ZM37 114V113H36ZM62 114V113H61ZM82 114V115H81ZM91 114V113H90ZM224 114V115H223ZM232 114V113H231ZM43 115V114H41ZM47 115V113H46ZM80 115V116H79ZM228 115V116H227ZM13 116V115H12ZM12 116L10 118H12ZM36 117V115H34ZM44 116V115H43ZM51 116V115H50ZM49 116V120L50 118H52V116L50 117ZM78 116V117H77ZM236 116V115H235ZM41 117V116H39ZM48 117V116H46ZM233 117V116H232ZM33 118V117H32ZM75 118V120H74ZM78 118V120H77ZM80 118V119H79ZM178 118H182V120H184V122H180ZM241 118V117H240ZM44 119V118H43ZM48 119V118H46ZM178 119V120H177ZM222 119H219L222 121ZM226 119V120H225ZM230 119V118H229ZM9 120V118H8ZM74 120V122H73ZM77 120V122H76ZM91 120V119H90ZM225 120V121H224ZM236 120V119H235ZM36 121V119H35ZM38 121V120H37ZM50 121V122H51ZM179 121V122H178ZM242 121H240V124L242 123ZM7 122V121H6ZM10 122V121H9ZM46 122V121H45ZM222 122V123H223ZM32 123V122H30ZM40 123V122H39ZM39 123H35V124H39ZM49 123V122H47ZM81 123V122H80ZM245 123V122H244ZM247 123V122H246ZM253 123H249V126H246V128H248L249 130V127L250 126H253L254 124ZM256 123V124H257ZM263 123V122H262ZM13 124V123H12ZM34 124V123H33ZM42 124V123H40ZM223 124V125H224ZM252 124V125H250ZM261 124V123H260ZM50 125V126H49ZM92 125V124H90ZM198 126V128H195L194 129V126ZM243 126V124H241ZM240 125V126H241ZM248 125V124H247ZM263 125V124H262ZM17 126V125H16ZM43 126V124H42ZM40 126V128L42 127ZM45 126V125H44ZM77 126V125H76ZM214 126V125H213ZM260 126V125H259ZM13 127V126H12ZM74 127V126H73ZM88 127V126H87ZM212 127V128H211ZM254 127V126H253ZM256 127V126H255ZM3 128V127H2ZM14 128H17V127H13ZM28 128H30L28 126ZM45 128V127H44ZM85 128V127H84ZM188 128V129H187ZM190 128V129H189ZM242 127H240L241 129ZM31 129V128H30ZM29 129V130H30ZM37 129V128H36ZM182 129V130H181ZM210 129V130H208ZM222 129V127H221ZM239 129V130H240ZM253 129V128H252ZM19 130V129H18ZM23 130V129H22ZM40 130V129H39ZM43 130V129H42ZM40 130V131H42ZM84 130V129H83ZM225 129H223L222 132H224ZM246 130V129H245ZM245 130H244V127H243V131L245 133ZM247 130V131H248ZM251 130V129H250ZM249 130V131H250ZM259 128L256 130L259 132ZM15 131V130H14ZM13 131V132H14ZM38 131V130H37ZM188 133L187 136H183L185 134H187L186 132ZM193 131V132H192ZM214 131V130H213ZM216 131V130H215ZM255 131V129H254ZM263 131V130H261ZM19 132V131H18ZM27 132V131H26ZM33 132V131H32ZM44 132V131H43ZM96 132V131H95ZM240 132V131H239ZM242 132V130H241ZM240 132V133H241ZM257 132V133H258ZM20 133V132H19ZM25 133V132H24ZM45 134L46 131L44 132ZM181 133H182V136H181ZM207 133V134H206ZM220 133V132H219ZM230 133V132H229ZM243 133V134H244ZM248 133V132H247ZM257 133H255L256 135H258ZM15 134V133H14ZM107 134V135H106ZM111 136H110V135ZM205 134L207 136H205ZM212 134V133H211ZM214 135H216L215 133H213ZM238 134V132H237ZM242 134V133H241ZM240 135V137H242ZM249 134V133H248ZM252 134V133H251ZM264 134V133H263ZM25 135V134H24ZM78 135V134H77ZM95 135V134H94ZM93 135V137H94ZM110 136V139L108 138ZM157 135V136H155ZM221 135V133H220ZM16 136V135H15ZM47 136V135H46ZM81 136V134H80ZM79 136V137H80ZM107 136V139L105 138L104 140H107V141H104L102 138ZM205 136V137H204ZM218 136V135H217ZM224 136V135H223ZM222 136V137H223ZM228 136V135H227ZM226 136V137H227ZM244 136V135H243ZM249 136V135H248ZM254 136V135H252ZM259 136V135H258ZM257 136V137H258ZM263 136V135H262ZM261 136V137H262ZM20 137H22V135H20ZM19 137V138H20ZM51 136H49V139H50ZM78 137V136H77ZM92 137V138H93ZM207 137V138H206ZM225 137V136H224ZM223 139L225 140L224 142L227 143L228 141V137H227V140L226 138ZM237 137V136H236ZM256 137V136H255ZM264 137V136H263ZM262 137V138H263ZM12 138V137H11ZM16 138H18L16 136ZM155 138L157 139L156 142L155 141ZM212 138H213V135H212ZM216 138V137H215ZM221 138V137H220ZM233 138V137H232ZM238 138V137H237ZM245 138H246V134H245ZM21 139V138H20ZM26 139V138H25ZM52 139V141H53ZM84 139V138H83ZM96 139V138H95ZM102 139V140H101ZM208 141H206V140ZM258 139V138H257ZM261 139V138H260ZM17 140V139H16ZM45 140H48L45 139ZM73 141L72 143L74 144L72 146V144L70 143V141ZM183 141L185 140L186 141V144H184V141H183V144L186 145V147H184V150L181 151V154L179 155V157L177 158V160L175 161H172L170 162L169 164L167 163H162V159H159L160 157L162 158L163 156L167 158V155L170 153H173L175 151V149H178L175 145V143H179L180 141ZM214 140V139H213ZM218 142H217V141ZM215 141H212L211 143L215 144L216 143V148L220 145L219 141H223L222 139L219 140L218 138L216 139ZM236 140V138H235ZM233 140V141H235ZM259 140V139H258ZM262 140V139H261ZM260 140V141H261ZM19 141V140H18ZM51 141V140H50ZM82 141V140H81ZM88 141V140H87ZM160 141L162 143H160ZM227 141V142H226ZM159 142L160 145H158L155 149V151L151 150L152 148L149 147L154 145L155 144H159L157 143ZM204 142V143H203ZM215 142V143H214ZM48 143V142H47ZM50 143V142H49ZM88 143V142H87ZM91 143V142H89ZM210 143V144H211ZM239 143V140L235 143L236 146H238V150H240L241 148L239 147L238 144ZM259 143V142H258ZM262 143V145H261ZM44 144H45V141H44ZM182 143H179L178 144V147L179 145H183ZM204 144V145H203ZM211 144L210 146L213 147L214 145ZM232 144V143H230ZM47 145V144H46ZM45 145V146H46ZM148 145V146H147ZM203 145V147H202ZM213 145V146H212ZM229 145V144H228ZM234 145V143H233ZM234 145V147H236ZM241 145V144H240ZM53 146V147H52ZM146 146H147V151L149 150L150 153H146ZM208 146H209V143H208ZM47 147V146H46ZM175 147V148H174ZM182 147V146H181ZM180 147V148H181ZM211 147H209L208 149H210ZM220 147H218V149H220ZM232 147V146H231ZM26 148V147H25ZM45 148V147H44ZM203 148V149H202ZM29 149V148H27ZM204 149V150H205ZM212 148V150H214ZM249 149V150H248ZM231 150H234L233 148ZM237 150V148H236ZM21 151V150H20ZM29 151V150H28ZM33 151V150H32ZM38 151V152H37ZM43 151V152H42ZM130 151V152H129ZM153 151V152H152ZM27 152V150L25 151ZM209 152V153H208ZM211 152V153H210ZM240 152V153H239ZM243 152V153H241ZM246 152V153H245ZM29 153V152H28ZM37 153V154H36ZM40 153V154H38ZM176 153V152H175ZM25 154V153H24ZM149 154H151L149 156ZM52 155V157H50ZM87 157L89 155V157L93 158V161L91 159V165L93 164V169L90 168V171H89V167L86 168L85 166H82L83 167V170L84 167L86 169H88V172L87 170L85 172H83L82 174H80L79 172L77 174H70L68 173V171L72 170V167L76 164L79 158H86L85 156ZM177 155V154H176ZM176 155H173V156H176ZM34 156V155H33ZM48 156L50 158H48ZM171 156V155H170ZM20 157V156H19ZM23 156H21L20 158H22ZM31 157V156H30ZM122 157V158H121ZM172 157V156H171ZM121 158V159H120ZM174 158V157H173ZM19 159V158H18ZM26 159V158H25ZM36 159V157H35ZM89 159V158H88ZM150 160V161H146V160ZM157 159L160 160V163H159V160L157 161ZM28 160V159H27ZM87 160V159H85ZM145 160V161H144ZM164 160V159H163ZM174 160V159H173ZM12 161V160H11ZM20 161V159H19ZM80 161V160H79ZM167 161V160H166ZM21 162V161H20ZM165 162V161H164ZM177 162V163H175ZM35 163V164H36ZM17 165V164H16ZM15 165V166H16ZM79 165V164H78ZM29 166V165H28ZM53 166V165H52ZM71 167V168H70ZM92 167V166H90ZM112 168V167H115L116 169L112 168L113 170L108 172V169ZM49 169V168H48ZM70 169V170H69ZM26 170V169H25ZM32 170V169H31ZM111 170V169H109ZM120 170L122 172L123 170V173H122V176H121V173L120 172H116V171ZM127 170V171H126ZM139 170V172L137 173L136 175V172ZM50 171V169H49ZM75 171V170H74ZM107 171V173H113L114 171V174L116 175H113L114 179L110 178L112 177V175H107L109 176V178L111 179V182L108 181L110 179H106L104 175L105 172ZM125 171V172H124ZM178 171V169H177ZM26 172V171H25ZM34 172V174H35ZM180 172V171H179ZM195 172V173H197ZM24 173V172H22ZM28 173V172H27ZM51 173V172H50ZM54 173V172H53ZM85 173V174H84ZM117 173V174H116ZM118 173L120 175V178L121 177H124L125 174L126 176L123 178V181L122 180H119V176H118ZM125 173V174H124ZM133 173H131L133 175ZM143 173V174H144ZM146 173L144 175H146ZM182 173V172H181ZM142 174V175H143ZM148 174V175H149ZM194 174V173H193ZM227 174L229 176H232V180L234 178L237 179L238 183H235L232 182L231 179H229L230 177L227 178ZM235 174V175H234ZM238 174V175H236ZM37 175V174H36ZM35 175V177H36ZM55 175V174H54ZM124 175V176H123ZM131 175V176H132ZM164 175V174H163ZM192 175V174H190ZM196 175V174H195ZM234 175V176H233ZM28 176V175H27ZM38 176V175H37ZM41 176V175H40ZM106 176V177H107ZM194 177V175H192ZM203 176V174H202ZM236 176V177H235ZM240 176V177H238ZM56 177V176H55ZM141 177V176H140ZM143 177V176H142ZM141 178H138L139 179H142ZM148 177V176H147ZM145 177V178H147ZM57 178V177H56ZM105 178L104 180L108 183L105 182V184H101L100 182L101 179ZM108 178V177H107ZM118 180H117V179ZM129 178V180L127 179ZM132 178V177H131ZM148 178V180H149ZM203 178H206L205 176ZM239 178V179H238ZM262 178V179H261ZM36 179H38L36 177ZM46 179V178H45ZM52 179V178H51ZM122 179V178H121ZM134 179V178H133ZM144 179V178H143ZM199 179V177L197 178ZM211 179V178H210ZM215 179V180H216ZM223 180V181H226ZM235 179V180H236ZM137 180V179H136ZM145 180V179H144ZM193 180V179H192ZM202 180V179H201ZM209 180V179H207ZM206 179H203V182H206L207 181ZM215 180L213 182H215ZM216 181L219 183V181ZM23 181V180H22ZM21 181V182H22ZM32 180H30L28 183L32 184L33 182H31ZM54 181V180H53ZM85 181V184L84 185V182ZM124 181L126 183L129 182V184L126 185V183H124ZM140 181V180H139ZM196 181V179H195ZM210 181V180H209ZM209 181L207 183H209ZM212 181V180H211ZM220 181V185H222ZM227 181V182H228ZM235 181V182H237ZM19 182V181H18ZM17 182V183H18ZM55 182V181H54ZM56 182V183H57ZM89 182V183H87ZM100 183L99 185L96 183ZM142 182V181H141ZM212 182V183H213ZM215 182V183H216ZM27 183V182H26ZM25 183V184H26ZM27 183V184H28ZM66 183V184H65ZM97 185H96V184ZM199 184H197V187L198 188V185H200L201 182L198 181ZM211 183V182H210ZM211 183V185H212ZM125 184V185H124ZM192 184V183H191ZM217 184V183H216ZM215 184V185H216ZM24 185V184H23ZM160 185V184H159ZM209 185V184H208ZM219 185V184H218ZM262 185V186H261ZM16 186V185H15ZM25 186V185H24ZM30 186V185H29ZM32 186V185H31ZM128 186V188H127ZM134 186V185H133ZM158 186V185H156ZM201 186V185H200ZM199 186V187H200ZM19 187V186H18ZM137 187V186H135ZM139 187V186H138ZM141 187V186H140ZM139 187V188H140ZM207 187V186H206ZM213 187V185H212ZM212 187H207V189H212ZM218 187V186H216ZM15 188V187H14ZM54 188V187H52ZM130 188V189H129ZM137 188V189H139ZM214 188V187H213ZM128 189V190H127ZM142 187L140 188V191H141ZM195 189V188H194ZM19 190H20V187H19ZM19 190H16V191H19ZM136 190V188H135ZM143 190V189H142ZM158 189H156L157 191ZM160 190H162L160 188ZM201 190V189H199ZM198 190V191H199ZM263 190V189H262ZM260 193V196L261 198L264 197V190ZM5 191V190H4ZM21 191V190H20ZM19 191V192H20ZM26 191V189H25ZM23 191V192H25ZM35 191V189H34ZM38 191V190H37ZM74 192L72 194V192ZM144 191V190H143ZM154 191L152 192V194L154 195ZM196 191V189H195ZM197 191V192H198ZM2 192V191H1ZM15 192V190H14ZM13 192V193H14ZM27 192V191H26ZM137 193H140L138 190H136ZM151 191L148 190V193L147 194H150ZM158 192V191H157ZM191 192H192V189H191ZM202 192V190L200 191ZM127 193V194H126ZM133 193V192H132ZM144 193V192H143ZM162 193V192H161ZM167 193V192H166ZM171 193H172V190H171ZM193 193V192H192ZM190 193V194H192ZM208 193V192H206ZM5 194V192H4ZM17 194V192H16ZM30 194H31V191H30ZM131 194V193H130ZM142 193H140V195L138 194V198L141 196ZM146 194V193H144ZM144 194L142 197H144ZM157 194V193H156ZM159 194V193H158ZM157 194V196H158ZM194 194L196 196V192L193 193V197H194ZM203 194V192H202ZM3 195V194H2ZM7 195V194H6ZM20 195H23L22 193ZM29 195V193H28ZM34 195V194H33ZM38 195V196H37ZM133 195V194H131ZM199 195V193H198ZM197 195V196H198ZM130 196V195H129ZM136 196V195H134ZM147 196V195H146ZM145 196V197H146ZM149 196V195H148ZM160 196V195H159ZM170 196V195H169ZM172 196V195H171ZM174 196V195H173ZM189 196V195H188ZM202 196V195H201ZM200 196V197H201ZM206 196V195H205ZM6 197V196H5ZM10 197V196H9ZM141 197V198H142ZM142 198L144 200H142L141 198L137 199V197H135V201H139V200H142L143 202L148 199V197L146 198ZM152 197V195H151ZM155 197V196H154ZM190 197V196H189ZM191 196V198H193ZM199 197V199H201ZM1 198V197H0ZM4 198V197H3ZM8 198V197H7ZM17 198V199H16ZM131 198V196H130ZM129 198V199H130ZM157 198V197H156ZM169 198V197H167ZM196 198V197H195ZM257 200V203H260V201L258 200H261L263 203L264 198L262 199H258V197H256ZM255 198V199H256ZM5 199V198H4ZM126 199V200H125ZM128 199V200H129ZM134 199V198H133ZM146 199V200H145ZM152 199L154 200V198L152 197ZM152 199H151V202H152ZM162 199V198H161ZM160 199V200H161ZM175 199V198H174ZM194 199V198H193ZM163 200V199H162ZM165 200V199H164ZM188 200H191V199H188ZM10 201V200H9ZM141 201V202H142ZM149 201V199L147 200ZM171 201V199H170ZM172 201H175V200H172ZM171 201V202H172ZM179 201V200H178ZM187 201V200H186ZM193 201V200H192ZM191 201V203H192ZM197 201V200H196ZM199 201V200H198ZM197 201V202H198ZM205 201V199L203 200ZM254 201V202H255ZM25 202V203H26ZM142 202V203H143ZM145 202L143 204H145ZM165 202V201H164ZM163 202V203H164ZM188 202V201H187ZM194 202H195V199H194ZM200 202V201H199ZM208 202V203H207ZM8 203V202H7ZM16 203V202H15ZM37 203V202H36ZM74 203V202H73ZM132 203V202H131ZM134 203V202H133ZM138 203V202H137ZM160 203V202H159ZM175 203V202H174ZM196 203V202H195ZM67 204V203H66ZM93 204V205H92ZM155 204V203H154ZM171 204V203H170ZM198 204V203H196ZM201 204V203H200ZM249 204V205H248ZM254 204V206L256 207V203H251V205ZM264 204V203H263ZM88 205V206H90ZM158 205V204H157ZM166 205V204H165ZM164 205V206H165ZM173 205V204H172ZM182 205V204H181ZM184 205V204H183ZM186 205V204H185ZM188 205V204H187ZM186 205V206H187ZM199 205V204H198ZM205 205V204H204ZM248 205V206H247ZM261 205V204H260ZM137 206V205H136ZM168 206V205H167ZM180 206V205H179ZM189 206L190 203H189ZM195 206V205H194ZM253 206V205H252ZM149 207V206H148ZM147 207V208H148ZM185 207V206H184ZM182 206V208H184ZM193 207V206H192ZM197 207V206H196ZM264 207V205H263ZM96 208V207H94ZM93 208V209H94ZM138 208V207H137ZM160 208V207H158ZM170 209V207H168ZM173 209V207H171ZM176 208V207H174ZM181 208V207H179ZM194 208V207H193ZM251 209L253 212H255L256 214L255 215H252L251 216V220L250 218L248 219V217L250 216L248 213L252 214L251 211L248 210ZM92 209V210H93ZM150 209V208H148ZM200 208H198L199 210ZM255 209V210H256ZM138 210V209H137ZM155 210V209H154ZM188 210V208H187ZM185 210V211H187ZM205 210V209H204ZM259 210V211H258ZM145 211V210H144ZM143 211V212H144ZM172 211V210H171ZM194 211V210H193ZM200 211V210H199ZM249 211V212H248ZM95 212V211H94ZM141 212V211H140ZM177 212V211H176ZM183 212V210H182ZM204 212V211H203ZM146 213V212H145ZM168 213V211H167ZM179 213V212H177ZM181 213V212H180ZM187 213V212H186ZM194 213V212H193ZM192 213V214H193ZM141 214V213H139ZM166 214V213H165ZM198 215V213H196ZM203 214V213H202ZM200 214V215H202ZM93 215V214H92ZM143 215V214H142ZM147 215H150V214H147ZM156 215V214H155ZM161 215V214H160ZM186 215V214H185ZM195 215V214H194ZM199 215V216H200ZM206 215V214H205ZM204 215V217H205ZM183 216V215H182ZM191 216V215H189ZM248 216V217H247ZM140 217V216H139ZM144 217V216H142ZM163 217V216H162ZM165 217V216H164ZM186 216H184V220H186L188 218V215H187V218L185 219ZM195 217V216H194ZM198 217V216H196ZM195 217V218H196ZM203 217V215L201 216ZM203 217V218H204ZM245 217V220H250L248 222H250L251 224H249L248 222H245V223H248V224H244L243 225L241 224L242 223V220L241 219H244ZM132 218V217H131ZM137 218V217H136ZM146 218V217H145ZM148 218V216H147ZM166 218H168L166 216ZM194 219L192 216L190 217V219ZM241 218V219H240ZM162 219V218H161ZM198 219V218H196ZM133 220V218L131 219ZM130 220L129 223H131L132 221ZM135 220V218H134ZM133 220V223H135L137 221V219L135 220L134 222ZM167 220V219H166ZM202 220V218H201ZM204 220V219H203ZM202 220V222H203ZM129 221V219H128ZM149 221V219H148ZM164 221V220H163ZM194 221V220H193ZM192 221V222H193ZM153 222V221H152ZM167 222V221H165ZM184 222V221H183ZM187 222V220L185 221ZM191 222V220H190ZM194 222H197V221H194ZM239 222V224H238ZM128 223V222H127ZM128 223V225H129ZM143 223V222H142ZM164 223V222H163ZM188 223V222H187ZM137 224V222H136ZM147 224V222H146ZM189 224V223H188ZM195 224V223H194ZM200 224V223H199ZM202 224V223H201ZM143 225V224H142ZM145 225V224H144ZM143 225V226H144ZM161 225V224H160ZM134 226V225H132ZM136 226V225H135ZM190 226V225H189ZM193 226V225H192ZM197 226V225H196ZM204 226V225H203ZM97 227V226H96ZM166 227V226H165ZM168 227V226H167ZM178 227V226H177ZM176 227V229H177ZM179 227L181 228V226L179 225ZM178 227V228H179ZM69 228V227H68ZM67 227L64 229V232L66 231V229L69 231L71 228L68 229ZM135 228V227H134ZM140 228V227H139ZM143 228V227H142ZM148 227H146L147 229ZM174 228V227H173ZM189 228V227H188ZM192 228V227H191ZM195 228V227H194ZM73 229V228H72ZM76 229V227H75ZM74 229V230H75ZM95 229V228H94ZM99 229V228H98ZM119 229V228H118ZM138 229V228H137ZM137 229L133 230L136 231ZM163 229V227H162ZM167 229V228H166ZM175 229V228H174ZM173 229V230H174ZM193 229V228H192ZM93 230V228H92ZM151 230V229H150ZM157 230V228H156ZM159 230V229H158ZM164 230V229H163ZM170 230V229H169ZM172 230V229H171ZM181 230V229H180ZM189 230V229H188ZM198 230V229H197ZM202 230V229H201ZM199 229V231H201ZM207 230V231H208ZM66 231V232H68ZM103 231V230H102ZM149 231V230H148ZM168 231V230H167ZM178 231V230H177ZM205 231V230H204ZM131 231V234L134 235L135 233H133ZM139 232V231H138ZM142 232V231H141ZM147 232V230H146ZM145 232V233H146ZM173 232V231H171ZM175 232V230H174ZM173 232V233H174ZM189 232V231H188ZM70 233V231L68 232ZM93 233V232H92ZM155 233V232H154ZM165 233V232H164ZM172 233V234H173ZM201 233V232H200ZM131 234H127L128 237H130ZM141 234V233H140ZM144 234V233H143ZM147 234V233H146ZM151 234L152 231H151ZM163 234V233H162ZM193 234V232H192ZM196 234V233H195ZM136 235V234H135ZM179 235V234H178ZM185 235V234H184ZM202 235V234H201ZM149 236V235H147ZM166 236V235H165ZM182 236V235H181ZM180 236V237H181ZM199 236V235H198ZM97 237V236H96ZM172 237V235H171ZM177 237V236H175ZM195 237V236H194ZM197 237V235H196ZM195 237V238H196ZM131 238L133 239V236H131ZM139 238V237H138ZM147 237L145 236V239ZM150 238V237H149ZM169 238V237H168ZM185 238V237H184ZM202 238V237H200ZM93 239V238H92ZM127 239V238H125ZM131 239V240H132ZM135 239V238H134ZM137 239V238H136ZM151 239V238H150ZM208 239V240H207ZM144 240V239H143ZM142 240V241H143ZM149 239H147L148 241ZM152 240V239H151ZM151 240L149 241V243L151 242ZM168 240V239H167ZM175 240V238H174ZM173 240V241H174ZM180 241V239H178ZM95 241V240H94ZM128 241H129V238H128ZM169 241V240H168ZM166 241V242H168ZM199 241V240H198ZM133 242H135V240L133 241L132 240V243L131 241L128 242L127 244H131V247L130 248H127L128 245H126V247L123 249L122 248V251L125 253V250L127 251L125 254V258L126 260V263L124 264H135V263H139V261H141L142 259H136L137 256L135 255L136 253H134V256L128 252V249H132V246H133ZM159 242V241H158ZM186 242H189L186 241ZM148 243V244H149ZM163 243V242H162ZM174 243V242H173ZM125 244V243H124ZM129 244V246H130ZM141 244V243H140ZM170 244V243H168ZM181 244V243H180ZM193 244V243H192ZM207 244V243H206ZM91 245V244H90ZM151 245V244H150ZM175 245V244H174ZM184 245V244H183ZM190 245V242L189 244ZM187 246H183L182 249L187 248ZM197 245V243H196ZM205 245V244H204ZM149 246V245H147ZM166 246V245H165ZM199 246V245H198ZM201 246V245H200ZM199 246V247H200ZM136 247V246H135ZM134 247V248H135ZM152 247V246H150ZM171 247V246H170ZM179 246H177L178 248ZM182 247V245H181ZM194 247V246H193ZM202 247V246H201ZM137 248V247H136ZM135 248V250H136ZM142 248V247H140ZM140 248L138 249V251L140 250ZM175 248V247H174ZM120 249V248H119ZM147 249V248H145ZM150 249V248H149ZM158 249V248H157ZM163 249H164V245H163ZM162 249V250H163ZM171 249V248H170ZM196 250V248H194ZM134 250V249H133ZM134 250V251H135ZM165 250V249H164ZM176 250V249H174ZM179 250V248H178ZM181 250V249H180ZM187 250L189 251L190 250V247L188 249H186V252ZM201 250V249H200ZM121 251V250H120ZM141 251V250H140ZM143 251V250H142ZM150 251V250H149ZM148 251V252H149ZM157 251V250H156ZM184 251V250H183ZM198 251V249H197ZM131 252H133L131 250ZM151 252L150 251V254L151 255ZM170 252V251H169ZM144 253V251H143ZM146 253V252H145ZM177 253V252H176ZM184 253V252H183ZM188 254L190 252H187ZM185 253V254H187ZM195 253H199L198 252H195ZM165 254V252L163 253ZM174 254V253H173ZM192 256L195 257L196 254H194L193 252L191 253ZM194 254V255H193ZM200 254V253H199ZM203 254V252H202ZM128 255V256H127ZM167 255V254H166ZM178 257L179 255L181 254H176ZM183 255V254H182ZM181 255V256H182ZM190 255V254H189ZM144 256V255H143ZM157 256V255H156ZM172 256V254H171ZM175 256V255H174ZM200 256V255H198ZM115 257V256H114ZM140 257V256H139ZM146 257V256H144ZM149 256H147L146 258H148ZM151 257V256H150ZM165 257V256H163ZM186 257V255H185ZM197 257V255H196ZM157 258V257H155ZM172 258V257H171ZM182 258V257H181ZM181 258L179 259V261H184V260H181ZM184 258V257H183ZM193 258V257H192ZM202 258V257H201ZM243 258V257H241ZM245 258V257H244ZM167 259V258H166ZM238 259V258H237ZM118 260V258H117ZM148 260V259H147ZM172 260V259H171ZM173 260H175L173 258ZM190 260V259H189ZM192 260V259H191ZM196 260V259H195ZM123 261V262H124ZM137 261V262H136ZM151 261V260H150ZM165 261V259H164ZM162 261V262H164ZM197 261V260H196ZM238 261V260H237ZM240 261V260H239ZM186 262H187V258H186ZM190 262V261H189ZM192 262V261H191ZM199 262V261H198ZM197 262V263H198ZM229 262V261H228ZM116 263H118L116 261ZM150 263V262H149ZM168 263V262H167ZM172 263V262H171ZM179 263V262H178ZM195 263V262H194ZM196 263V264H197ZM115 264V263H114ZM141 264V262H140ZM145 264V263H144ZM162 264V263H161ZM169 264V263H168ZM182 264V262L180 263Z\"/></svg>", "mask_w": 264, "mask_h": 264}]
</instances>
